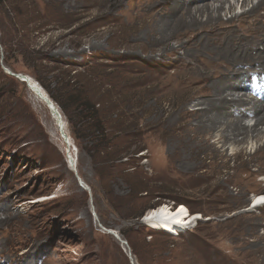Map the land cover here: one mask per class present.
I'll return each mask as SVG.
<instances>
[{"label":"rangeland","instance_id":"374dc122","mask_svg":"<svg viewBox=\"0 0 264 264\" xmlns=\"http://www.w3.org/2000/svg\"><path fill=\"white\" fill-rule=\"evenodd\" d=\"M92 1L0 3V264H133L129 252L135 264L264 262V203L251 200L264 195V134L179 161L153 112L172 84L163 74L175 70L164 46L137 39L131 18ZM244 1L222 11L236 29L249 26L239 15L259 0ZM13 73L36 79L56 103L72 152L48 105ZM78 92L102 122L80 140L67 115L77 118ZM198 100L189 96L186 107ZM163 203L201 218L177 234L146 225Z\"/></svg>","mask_w":264,"mask_h":264},{"label":"bare ground","instance_id":"6f19581e","mask_svg":"<svg viewBox=\"0 0 264 264\" xmlns=\"http://www.w3.org/2000/svg\"><path fill=\"white\" fill-rule=\"evenodd\" d=\"M127 1L130 2L127 6L125 0L92 2L97 10H116L131 18L130 26L137 39H145L149 46H164L161 56L169 57V64L175 70L164 73L161 78L165 83H172L164 95L169 103H164L165 97H158L153 112L169 130L179 161L195 160L204 150L214 149L216 143H241L251 137L261 139L264 134V0L253 4L250 12L239 15L249 26L241 24L238 29L222 17L229 0ZM232 8L231 5L229 9ZM172 39L178 44L171 45ZM29 77L26 83L46 103L42 97L47 95L45 90L36 79ZM175 81L179 82L183 95L176 93L179 87L173 91L177 87ZM191 95L199 97V106L192 110L185 103ZM249 117L255 119L254 124L244 123ZM61 136L72 152V143L68 145ZM215 137L216 141L211 143ZM260 153L264 154V144ZM251 200L257 207L264 203V195L258 194ZM199 218V213H192L183 203L176 207L163 203L148 211L143 221L151 228L177 234L188 230ZM128 256L132 259L130 252Z\"/></svg>","mask_w":264,"mask_h":264},{"label":"trees","instance_id":"16d2710c","mask_svg":"<svg viewBox=\"0 0 264 264\" xmlns=\"http://www.w3.org/2000/svg\"><path fill=\"white\" fill-rule=\"evenodd\" d=\"M5 2V0H0V3ZM75 91V90H74ZM80 92V91H79ZM72 93L70 96V104L71 105H75L77 108V113L76 116L77 118H73L72 116H69V112H67L65 106H62L63 110L65 111V113L68 115V119L74 129V136L75 139L80 140L81 138V134L85 133V131L92 129V128H96L98 127V125H101V119L98 116V109H93V111L87 107V105H89L88 100L86 99V96H83L80 93ZM83 98H82V96ZM95 107V106H93Z\"/></svg>","mask_w":264,"mask_h":264},{"label":"water","instance_id":"95a60500","mask_svg":"<svg viewBox=\"0 0 264 264\" xmlns=\"http://www.w3.org/2000/svg\"><path fill=\"white\" fill-rule=\"evenodd\" d=\"M16 77H18L20 80L27 82L28 78H30L28 75L26 74H17V73H13ZM29 85V84H28ZM30 86V85H29ZM47 94V93H46ZM41 95V94H40ZM42 96V95H41ZM44 98V100L46 101V104L48 105L52 115L54 116V118L56 119L59 128H60V132L61 134L64 136L65 141L67 142L68 145H70V143L74 144L73 139L71 137V135L68 133L67 129H66V122L64 120V117L60 111V109L57 107L56 103L49 97V95H43L42 96ZM55 104V105H54ZM70 148V147H69ZM76 170V169H75ZM76 175L78 178V181L80 183V185L83 186V188L90 190V187L82 180V178L78 175L77 171H76ZM96 214V213H95ZM145 219V218H144ZM143 219V220H144ZM200 219V218H199ZM198 219L195 220L194 223L190 224L189 226L192 227ZM189 227V228H190ZM110 233L115 234V232L111 229H107ZM116 235V234H115ZM118 236V235H117ZM126 244V242H125ZM130 257L132 258L131 261L133 264H135L134 261V257L132 255V253L130 252Z\"/></svg>","mask_w":264,"mask_h":264},{"label":"clouds","instance_id":"9594fccd","mask_svg":"<svg viewBox=\"0 0 264 264\" xmlns=\"http://www.w3.org/2000/svg\"><path fill=\"white\" fill-rule=\"evenodd\" d=\"M254 202L252 201V204H253Z\"/></svg>","mask_w":264,"mask_h":264}]
</instances>
